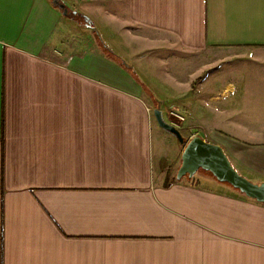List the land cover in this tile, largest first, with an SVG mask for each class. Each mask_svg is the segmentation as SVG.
I'll use <instances>...</instances> for the list:
<instances>
[{
  "label": "crops",
  "instance_id": "obj_1",
  "mask_svg": "<svg viewBox=\"0 0 264 264\" xmlns=\"http://www.w3.org/2000/svg\"><path fill=\"white\" fill-rule=\"evenodd\" d=\"M60 1L0 0V264H264V203L178 181L154 117L256 97V142L205 141L264 183V0Z\"/></svg>",
  "mask_w": 264,
  "mask_h": 264
},
{
  "label": "rangeland",
  "instance_id": "obj_2",
  "mask_svg": "<svg viewBox=\"0 0 264 264\" xmlns=\"http://www.w3.org/2000/svg\"><path fill=\"white\" fill-rule=\"evenodd\" d=\"M110 25V24H109ZM109 25H103V28H107L106 30L113 29L112 26ZM115 26L114 24H112ZM109 26V27H108ZM116 27V26H115ZM111 28V29H110ZM111 31H109V34ZM237 62H234L232 65L228 66L229 68H238V69H233L234 72H238L236 75L233 74H228V75H223L224 78H227V81L230 82H236L238 80V77H240V74L242 72V75L248 76V70L250 69L248 65H237ZM171 66H173L171 64ZM182 70L184 71V74L186 76L189 74L190 66L187 64L185 65ZM236 70V71H235ZM182 72V71H181ZM252 72V71H250ZM256 73L252 74V76H255ZM238 75V76H237ZM152 81H155L154 79ZM170 92H164L162 97H156V100L161 101L162 107L165 108L166 110H169L168 112L171 113H166L167 116H164L165 121L167 123L175 126L177 129L180 130L185 142H188V138L192 133H198V137H201L202 139H215L218 138L219 136L216 134L215 129L217 128L218 130H226L230 134L234 135L240 140L243 141H252L256 142L257 141V117L258 113L257 111V106H256V97H253L252 101L249 99V101H242L240 104L241 108L244 110V113H235V118L234 122H244V126H239V127H234V128H225L222 122L216 118V115L213 113H208V112H201L199 113V110L195 105L194 102L189 105H191L193 108L195 107L196 113H193L192 111L182 109L179 105L177 93H174L171 88H169ZM192 99V96L187 97V99ZM255 98V99H254ZM181 100V99H180ZM182 117L184 118V122L179 118ZM238 126V125H236ZM155 135H156V148H157V154L159 151V158H160V164L162 167H165L167 172L172 174L173 176L178 175V171L181 167L180 162L178 161V164L175 166V159L177 155L181 154V152L184 151L185 145H182V143L173 135L169 134L168 132L162 130L158 124H155ZM160 131V132H159ZM158 132L163 135V137L157 141L158 139ZM160 147V150H158ZM221 147V146H220ZM223 148V147H222ZM224 149V148H223ZM225 151V149H224ZM227 154V152L225 151ZM183 154V153H182ZM229 160L231 161L233 167L235 170L244 178L249 180L250 182L254 184H259L258 176H255L253 174H250L249 172L243 171L241 167L235 165L232 160L230 159V156L227 154ZM181 162H182V156H181ZM189 179V178H185ZM190 180V179H189ZM198 184H200L203 187L211 188V189H228L230 191H234L235 193H240L238 190L234 189L233 187L227 185V184H222L218 182L210 173L205 172V171H199L194 179L192 180ZM260 185V184H259Z\"/></svg>",
  "mask_w": 264,
  "mask_h": 264
},
{
  "label": "water",
  "instance_id": "obj_3",
  "mask_svg": "<svg viewBox=\"0 0 264 264\" xmlns=\"http://www.w3.org/2000/svg\"><path fill=\"white\" fill-rule=\"evenodd\" d=\"M53 3L63 11L64 16L69 15V9L64 3L60 0H54ZM154 117L162 130L173 135L182 145H185L177 175L178 181L185 178L193 179L202 170L210 173L218 182L233 187L246 197L258 203H264V183L254 184L241 176L222 147L198 136L185 142L180 130L165 121L160 109L154 110Z\"/></svg>",
  "mask_w": 264,
  "mask_h": 264
},
{
  "label": "trees",
  "instance_id": "obj_4",
  "mask_svg": "<svg viewBox=\"0 0 264 264\" xmlns=\"http://www.w3.org/2000/svg\"><path fill=\"white\" fill-rule=\"evenodd\" d=\"M55 7L57 8V6H55ZM71 16H74V17H76V18L81 19L82 22H83L86 26H88V27H90V28H93V27H94L92 21H91L90 19H88L87 17H85V16L79 15L78 13H72Z\"/></svg>",
  "mask_w": 264,
  "mask_h": 264
},
{
  "label": "built area",
  "instance_id": "obj_5",
  "mask_svg": "<svg viewBox=\"0 0 264 264\" xmlns=\"http://www.w3.org/2000/svg\"><path fill=\"white\" fill-rule=\"evenodd\" d=\"M182 121L184 120V118H182V117H179Z\"/></svg>",
  "mask_w": 264,
  "mask_h": 264
}]
</instances>
